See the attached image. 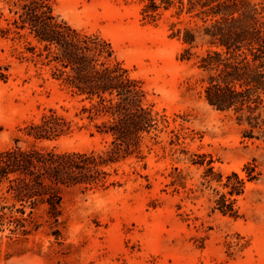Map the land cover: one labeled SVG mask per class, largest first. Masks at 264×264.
<instances>
[{"label":"rangeland","instance_id":"374dc122","mask_svg":"<svg viewBox=\"0 0 264 264\" xmlns=\"http://www.w3.org/2000/svg\"><path fill=\"white\" fill-rule=\"evenodd\" d=\"M251 1L264 8V0ZM51 2L73 28L110 45L113 59L141 83L146 103L169 125L157 132L155 142L144 141V159L131 157L110 172L109 181L120 185L63 192L59 236L44 222V207L34 211L41 226L25 235L15 224L0 222V264H264V177L245 184L236 198V218L213 209L216 193L224 190L216 181L205 182L212 178L205 177L210 167L211 176L220 174L223 181L232 172L244 178L242 168L252 159L264 171V143L243 140L240 127L201 98L195 56L206 47L198 43L189 60H182L185 46L172 37L181 28L178 22L189 17L177 16L172 8L145 19L141 0ZM0 10L1 152L16 138L27 148L20 130L49 108L82 122L74 117L78 98L53 74L45 53L31 50L35 41L1 32L7 27L4 19L11 17L5 0ZM171 131L181 135L179 145L169 144ZM93 132L86 126L35 145L58 152L101 151L108 140ZM174 168L181 171L182 186L170 185ZM11 204L2 184L0 207Z\"/></svg>","mask_w":264,"mask_h":264},{"label":"trees","instance_id":"16d2710c","mask_svg":"<svg viewBox=\"0 0 264 264\" xmlns=\"http://www.w3.org/2000/svg\"><path fill=\"white\" fill-rule=\"evenodd\" d=\"M262 1V0H261ZM142 15L155 20L161 11L176 8L180 21L172 33L185 48L182 60H189L190 50L205 46L198 59L202 72L201 98L213 110L225 114L241 129L243 140L264 143V8L251 0H141ZM10 18L4 19V35L31 37L36 48L53 63V74L78 98L74 114L82 124L49 108L38 121L29 122L22 131L27 148L15 145L0 152V186L12 204L0 207V222L15 224L25 235L41 224L34 211L44 207V222L59 236L62 196L65 190H97L118 186L109 181L119 164L131 157L144 159L142 146L154 141L157 132L169 125L168 118L146 103L141 83L113 59L110 45L98 35L86 34L56 15L51 0H5ZM3 13L0 10V18ZM175 27L176 25H172ZM188 54V56H186ZM41 55V54H40ZM86 122V123H84ZM86 124V125H85ZM91 126L106 138L101 151L58 152L35 144L57 141L76 129ZM170 145H179L181 135L171 131ZM192 165H202L192 162ZM241 178L235 172L222 179L208 168L205 182L216 181L224 192H217L214 210L224 216L238 217L236 198L243 195L245 184L264 177L256 160L247 162ZM170 185L182 186L181 171L174 168ZM6 200V197L2 198ZM18 204V207L15 205ZM30 211L26 214L25 209ZM9 210L10 214L3 213ZM14 210V211H13ZM13 212L16 215H13Z\"/></svg>","mask_w":264,"mask_h":264}]
</instances>
